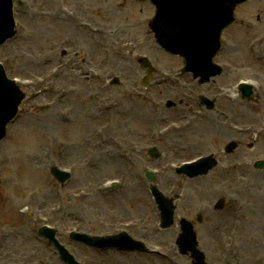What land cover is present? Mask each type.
Wrapping results in <instances>:
<instances>
[{
	"label": "rangeland",
	"instance_id": "1",
	"mask_svg": "<svg viewBox=\"0 0 264 264\" xmlns=\"http://www.w3.org/2000/svg\"><path fill=\"white\" fill-rule=\"evenodd\" d=\"M17 1H21V4H17ZM96 1L100 2L98 4L100 5V9L103 6H114V0ZM14 2L17 34L13 39L0 47V59H7L9 61L8 68L6 69L8 74L31 79H35L38 75H49L51 72L50 68L54 63L48 65L44 60L48 58L45 54L49 52L58 53V49L61 46H57V43L61 39H69V47L73 50H78L80 53L87 48L86 46L90 47L95 61L102 58L94 51L95 44H97V41H94L96 37L90 36L87 33L86 25H83L82 29H76L77 25L67 22L68 20L63 21L60 19V21L56 20L55 24H47L44 19L36 17L39 14L43 15L46 13L53 15V12L60 9V5L63 8L70 6L72 9L77 10L82 2L84 4L86 0H14ZM90 2V0L89 2L87 1V8L89 9L92 8ZM243 7L239 12L240 15L249 13L250 19L254 22L257 21L255 19L257 16H261L260 23L263 22L264 0H249V3ZM61 17L64 19L65 14H61ZM108 19L111 23L119 22L112 17ZM121 24L126 28L130 26V22L124 19H122ZM252 33L255 35L259 34V38L262 36L260 31H245L235 28L226 33L225 36L226 40L233 43L235 48L247 54L250 48V39L253 37ZM71 39H75V42H72ZM87 42L90 44L87 45ZM253 43H255V49L259 48L260 44L258 40ZM154 47L156 49V52H154L155 58L162 64H166L160 58L161 51L156 46ZM118 50L121 51L120 49ZM111 51L112 49H109V53ZM145 51L147 55H150L147 49ZM81 57L82 55L79 54L78 58L81 59ZM101 63L104 64L105 60H102ZM134 63L129 58L121 60L118 54L110 55L108 61H106L105 65L107 66H104L107 67V77L119 73L123 76L121 87L119 85L105 87L102 81H96L91 77L87 79L78 78L79 71L76 69H61L57 71V75H52V73L49 75L50 80L56 86L53 92L45 93L34 100L23 103L25 111L19 115L21 117L14 125L9 126V137L5 141L6 144H4V147L9 151L10 165L2 168L0 173L2 177L4 176L9 179L4 194L0 192V235L3 234V230L5 229L4 224L6 223L8 226L4 234L7 233L9 235V240H6V236H4L6 245L1 250L5 249L6 251L9 248L11 249V261H14L13 259L24 250V253L26 252L28 255L26 259L27 264H61L54 249L44 240L37 237L36 234L29 231L31 222H26L24 217L19 216L17 213L18 205L21 201L27 199L33 190H36L38 196L41 195V197H37L40 198L41 204L37 206L34 204L36 207L33 205L34 209L38 212L46 213L47 208L55 200L65 204V214H61L57 219H54V223L59 224L60 222L66 227L78 226L81 231H89L96 234L110 233L112 229H116L115 226V228H110L109 226L102 228L98 221L90 223L89 219H94L93 217L95 219L98 218V216H94L87 209L91 203H87V200H85V202L81 203L82 206H80L77 201L73 202L72 200L65 199V195L70 193V191H77L80 188L87 187V181H101L104 178L116 177L119 174L124 175L125 179L129 180L133 186L131 188L127 184L116 191L111 190L107 198L98 197L97 200L95 199L97 207H100L101 204L109 211H113L110 215L108 210L103 212L100 208L99 214L102 216L100 215L99 217L108 223L113 222L115 224L130 219L135 220L138 223L137 234L145 236L150 245L160 250H169L170 247L172 249L179 229L176 228L177 231H175L173 236L170 233L173 226L167 229H159L156 223H153L158 214L151 198L145 192V185H148V183L142 176V170L145 165H150L161 168L160 171L163 172L164 170L163 173L165 175L168 172L164 167L167 160L166 157L170 156L173 160L188 159L197 155L200 150L197 148L193 149L190 145H187V143L191 142L189 138L191 136L190 132L184 135L175 134L169 141L153 139L151 132L154 125L157 124L159 126L166 122L164 103L163 105L160 103L159 108L153 110V107L148 102L141 99L142 95L139 94L138 96L134 94V91L130 95L136 99L125 97L124 102V105H129L140 113L141 120L140 124L132 125L130 129L123 128L122 134L128 138L131 137L130 139L132 140H138L139 144L156 141L159 145L160 159L155 161L143 154H138L137 159H131L132 162L130 160L126 161L125 158H120L121 164L119 166L105 169L103 166L98 165V159L93 157L92 167L90 166L93 170L88 172V174L87 167L83 166L87 163V155L90 152L89 148L92 143L101 141L105 145L102 148H115V140L120 139L119 136L111 134L108 129L105 130L107 127L109 129L113 127L116 121L114 113L113 115L108 112L106 113L103 111V108L107 106L108 102H115L118 95H129V89L135 88L138 83L140 84L139 75H141V69ZM244 64L245 66L250 65L248 62H244ZM123 65L125 66L124 69H122ZM136 90L141 91V88L136 87ZM171 90L163 85L155 89L154 95L160 101H163L166 96L169 97ZM45 106L47 108L41 110V107ZM100 111L102 114H100ZM131 115L132 112L129 115L122 116L121 114L119 117L129 118ZM155 116L157 123L149 122V118L153 121ZM27 127H33L35 132L26 130ZM174 142L178 143L176 147L174 146ZM207 145H209V142H203L202 144V146ZM171 147H173L172 150H167ZM0 150H4V148H0ZM57 150L61 151V153ZM119 151L123 157L130 159L129 155L132 154L129 152L127 145L120 148ZM38 157L41 158L38 159ZM133 161L135 164L132 167ZM51 164L67 167L73 173L64 185L53 184L56 181L49 177ZM131 171L134 172V177L130 176ZM214 171L215 169L210 171L208 175L193 180L181 179L180 183L179 181H173V184H170L171 177L169 176L166 179L162 173V177L159 176L160 178L156 180L157 186L166 195L169 194L167 192L168 189L173 192V195H179V199L176 201L177 214L175 213L174 223L177 227V218L180 216L192 221H195L196 217H200L201 223L195 222L194 230L197 233L199 246H209H207V250L210 253L208 263L212 262V264L216 263L213 258V249L219 250L227 247L229 227H231L232 220L234 219V216L232 217L228 209H224L220 213H213L212 204L218 196L214 183L217 174ZM173 179H176V177L173 176ZM251 179L252 177L249 174V180ZM145 182L146 184L143 187L142 185ZM255 186L249 191L250 201L258 199L253 196ZM139 191L141 192L139 193ZM48 192L51 194L49 201L43 202L45 201L43 196H47ZM4 195H8L7 198ZM184 198H187L192 203L194 202L195 207L190 210H181L180 204ZM70 209L73 210L72 216L67 218L66 213ZM78 209H82L83 211ZM45 216L48 217V215ZM260 216H256L253 212L251 219L249 217V227L247 226L250 232H252V236L254 234L257 237L260 235L259 239L264 238V229L262 227L264 224V209L260 212ZM252 220H255L257 224L254 225ZM247 232L249 234V231ZM131 234L137 236L134 233ZM64 236L63 232L59 233L60 240L64 242L83 264H115L112 262L113 260L118 261L117 264H186L189 261L188 257L181 256L173 249L172 253H168L162 257L159 255L156 257L142 254H119L113 251H95L76 242L69 241ZM247 245H249V240ZM260 246H256L254 252H264V245L262 248ZM30 248H32L31 251L29 250ZM5 251L2 250V256ZM220 264H227V262L222 260Z\"/></svg>",
	"mask_w": 264,
	"mask_h": 264
},
{
	"label": "bare ground",
	"instance_id": "2",
	"mask_svg": "<svg viewBox=\"0 0 264 264\" xmlns=\"http://www.w3.org/2000/svg\"><path fill=\"white\" fill-rule=\"evenodd\" d=\"M6 39V37H4V40ZM4 44V43H3ZM230 50H232V49H230ZM233 56H236V55H238V53L236 52V51H234V50H232V53H231ZM22 95H21V93H18V98L17 99H19L20 97H21ZM241 97H243V95L242 94H238V95H236V96H233V98H237V99H240ZM236 105H237V109H238V111H240V112H245L248 108H249V100H247L246 102H245V100H236ZM140 120H141V117H140V115H139V112L137 111V110H135L134 112H133V116L132 117H130V118H124V119H122V122H124L123 123V125L121 126V131H123L124 129L123 128H128V129H130V126H132V125H136V124H138L139 122H140ZM17 122V121H16ZM15 122V123H16ZM14 123V124H15ZM65 123V122H64ZM115 126V125H114ZM26 130H29V131H32V132H35V130L33 129V127H27V129ZM202 131H206V129H202ZM168 136H170V135H168ZM167 136V137H168ZM115 151V149H112V151L111 152H114ZM103 156L102 157H100V165L101 166H103L105 169H110V168H115V167H117V166H119L120 164V162H117V161H111L110 160V156H109V152L108 151H105V152H103V154H102ZM101 156V155H100ZM39 158H41V157H38V159ZM51 165H53V164H51ZM56 165V164H55ZM55 167V166H54ZM87 172H91V170H87ZM78 179H80V178H78ZM128 184V186H130L131 188H132V183L131 182H128V183H124L123 185H122V187L121 188H123V187H125L126 185ZM58 185V184H57ZM141 191H139V193H140ZM50 196V193L48 192L47 193V196L45 195V197L44 198H48ZM182 203L180 204V209L181 210H190V209H193L194 207H195V203L193 202H191V201H189L187 198H184V199H182ZM43 202H45V201H43ZM36 203V202H35ZM39 204H41V202H39V203H36V205H39ZM82 208V207H81ZM78 210H81V211H83L82 209H78ZM62 212H64V208H62L61 209V211L58 213V215H57V217L62 213ZM65 214V213H64ZM172 227V226H171ZM176 228H178L179 229V232L181 233V228H180V225L177 227L176 225H173V227L171 228V230H170V233L174 236V234H175V231H177L176 230ZM3 235V234H2ZM1 235V236H2ZM0 236V242H2L3 241V239H2V237ZM204 248L205 249H207V247L204 245ZM31 249L32 248H30L29 250L31 251ZM170 249H171V247H170ZM172 249L173 250H176L177 249V246L174 244V245H172ZM171 249V250H172ZM13 259V258H12ZM26 257H25V253H24V250L22 251V253H19L18 254V256L15 258V259H13L14 261H15V264H26ZM113 263H115V264H117L118 263V261H116V260H113L112 261Z\"/></svg>",
	"mask_w": 264,
	"mask_h": 264
},
{
	"label": "water",
	"instance_id": "3",
	"mask_svg": "<svg viewBox=\"0 0 264 264\" xmlns=\"http://www.w3.org/2000/svg\"><path fill=\"white\" fill-rule=\"evenodd\" d=\"M157 1H156V3L158 4V6L160 4L161 10L164 11L167 8L169 3L176 4L180 0H157ZM173 1H175V2H173ZM0 3L6 7L9 4L8 0H0ZM160 6L158 7L157 20L160 18V16H162ZM6 7L4 9L5 11H7ZM9 25H10V22H9L8 15L7 14L0 15V40L9 34ZM174 29H175V27H174L173 23H171L170 21H166V19H162V20L158 21L156 28H154L156 35H157V38L159 39L161 44L163 46H165L166 48H170V47H169V44L167 43L168 42L167 38H164V36ZM177 47H179V46H177ZM192 240H193V237H192ZM193 244H194V241H193Z\"/></svg>",
	"mask_w": 264,
	"mask_h": 264
}]
</instances>
